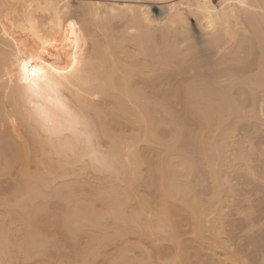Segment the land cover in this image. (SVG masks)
Returning a JSON list of instances; mask_svg holds the SVG:
<instances>
[{
  "label": "bare ground",
  "instance_id": "obj_1",
  "mask_svg": "<svg viewBox=\"0 0 264 264\" xmlns=\"http://www.w3.org/2000/svg\"><path fill=\"white\" fill-rule=\"evenodd\" d=\"M7 177L0 264H264V0H0Z\"/></svg>",
  "mask_w": 264,
  "mask_h": 264
},
{
  "label": "snow or ice",
  "instance_id": "obj_2",
  "mask_svg": "<svg viewBox=\"0 0 264 264\" xmlns=\"http://www.w3.org/2000/svg\"><path fill=\"white\" fill-rule=\"evenodd\" d=\"M71 60H72V68H65L62 71L71 72L76 67L77 61H76L75 55L72 56ZM39 62H40V64H44L43 60H40ZM30 64H31V61H26L25 64L23 65L24 82L27 83V84H33V81L29 79V65ZM46 67L48 69H50V71L52 73H56L57 75L61 74V70L58 69L57 67H54L52 64H47ZM42 74H43V70L42 69H37L35 67L31 68V75L33 77H36V76L42 75ZM46 80H47L49 89H52L54 87V85L52 84L51 79L46 77ZM57 103H59V102H57ZM60 107L63 108L64 106L60 105ZM65 111H67V109H65ZM76 127L77 128L80 127L79 122H77Z\"/></svg>",
  "mask_w": 264,
  "mask_h": 264
},
{
  "label": "rangeland",
  "instance_id": "obj_3",
  "mask_svg": "<svg viewBox=\"0 0 264 264\" xmlns=\"http://www.w3.org/2000/svg\"><path fill=\"white\" fill-rule=\"evenodd\" d=\"M13 177V176H12ZM13 178H1L0 179V199L2 200V198L3 199H5L6 198V196H7V193H8V191L10 190V188L12 187V185L14 184V179L12 180ZM107 247V246H106ZM111 250V251H110ZM114 252V250L111 248V247H107L106 249L104 248V252H106V253H104V254H108V252H109V254L111 253V252ZM59 253V254H58ZM63 252H53V254H51L52 256V260L54 259V256H55V259L56 260H58V259H60L61 257H56V256H61V254H62ZM54 254H57V255H54ZM105 255V256H106ZM65 256V255H64ZM104 256V257H105ZM62 258H63V256H62ZM102 258V257H101ZM66 259H67V257H66ZM65 259V260H66ZM37 260H40V259H37ZM51 260V261H52ZM55 260V263L57 264V261ZM62 261H63V263H65V261L63 260V259H61ZM41 262H37V261H31V264H33V262L35 263V264H43L44 262L42 261V260H40ZM54 262V261H53ZM53 262H51L50 264H54ZM67 262V261H66ZM101 261H100V259H98V260H96V262H94V264H99ZM46 263H48L49 264V262H45V264ZM102 263H103V261H102ZM18 264H23V263H18ZM24 264H30V261L29 262H27V263H24Z\"/></svg>",
  "mask_w": 264,
  "mask_h": 264
}]
</instances>
